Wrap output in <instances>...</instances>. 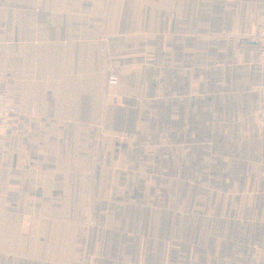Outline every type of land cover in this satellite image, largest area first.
<instances>
[{"label": "crops", "instance_id": "0c3cea01", "mask_svg": "<svg viewBox=\"0 0 264 264\" xmlns=\"http://www.w3.org/2000/svg\"><path fill=\"white\" fill-rule=\"evenodd\" d=\"M263 25L264 0H0V264H264L225 240L245 198L264 219Z\"/></svg>", "mask_w": 264, "mask_h": 264}, {"label": "rangeland", "instance_id": "374dc122", "mask_svg": "<svg viewBox=\"0 0 264 264\" xmlns=\"http://www.w3.org/2000/svg\"><path fill=\"white\" fill-rule=\"evenodd\" d=\"M261 28L259 29V31L261 30ZM256 114L258 117L261 118V116L259 115L258 106H257ZM202 161L209 162V157L202 158ZM244 179L246 183L248 176L246 175ZM230 204H232V207H233L232 211H235V206H238V207L241 206V202L238 201V199H234L232 202H230ZM253 206L254 204L252 202H248V197L245 198V213H244L245 221L239 222L235 219L228 220L229 224H228V227L226 228V236H225V240L228 246H264V219H260L257 221H251L250 214H252ZM263 206L264 204L262 205V207ZM248 207H250V210L248 209ZM248 212L250 213L249 216H248ZM199 246H203V245H199Z\"/></svg>", "mask_w": 264, "mask_h": 264}, {"label": "built area", "instance_id": "2783aa9c", "mask_svg": "<svg viewBox=\"0 0 264 264\" xmlns=\"http://www.w3.org/2000/svg\"><path fill=\"white\" fill-rule=\"evenodd\" d=\"M257 43L259 51L261 54L262 61L264 63V25L257 36ZM118 80V75L115 72H112L107 77V84L113 85L116 84ZM258 111L259 115L264 118V80L258 85ZM116 103H121V97L115 98ZM183 103V100L182 102ZM185 103V99H184ZM19 113V108L11 106L8 101V95L5 86L0 88V134H3L7 129V123L9 118Z\"/></svg>", "mask_w": 264, "mask_h": 264}]
</instances>
